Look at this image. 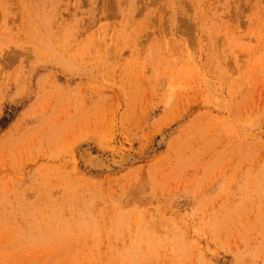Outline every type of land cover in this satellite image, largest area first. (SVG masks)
<instances>
[{"label":"rangeland","instance_id":"obj_1","mask_svg":"<svg viewBox=\"0 0 264 264\" xmlns=\"http://www.w3.org/2000/svg\"><path fill=\"white\" fill-rule=\"evenodd\" d=\"M0 264H264V0H0Z\"/></svg>","mask_w":264,"mask_h":264}]
</instances>
